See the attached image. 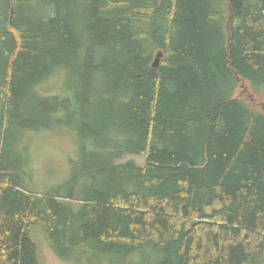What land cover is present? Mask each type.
<instances>
[{"label":"trees","instance_id":"trees-1","mask_svg":"<svg viewBox=\"0 0 264 264\" xmlns=\"http://www.w3.org/2000/svg\"><path fill=\"white\" fill-rule=\"evenodd\" d=\"M240 82L264 93V0H0V264H44L42 238L70 264H264ZM43 136L75 150L60 182L35 183Z\"/></svg>","mask_w":264,"mask_h":264},{"label":"rangeland","instance_id":"rangeland-1","mask_svg":"<svg viewBox=\"0 0 264 264\" xmlns=\"http://www.w3.org/2000/svg\"><path fill=\"white\" fill-rule=\"evenodd\" d=\"M235 96L255 103L260 111H264V93H254L248 83L240 82ZM30 150L31 164L36 170L35 183L40 181L60 182L68 174L69 160L75 156L72 143L65 137H40ZM126 159H133L139 165L144 162L142 156H127ZM41 245L44 264H70L58 259L43 238Z\"/></svg>","mask_w":264,"mask_h":264},{"label":"water","instance_id":"water-1","mask_svg":"<svg viewBox=\"0 0 264 264\" xmlns=\"http://www.w3.org/2000/svg\"><path fill=\"white\" fill-rule=\"evenodd\" d=\"M162 56V52H158L155 56V59L153 61V67L157 68L159 66V59Z\"/></svg>","mask_w":264,"mask_h":264}]
</instances>
